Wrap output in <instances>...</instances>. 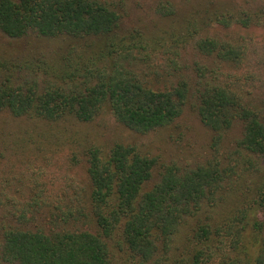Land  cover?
<instances>
[{
  "label": "trees",
  "instance_id": "16d2710c",
  "mask_svg": "<svg viewBox=\"0 0 264 264\" xmlns=\"http://www.w3.org/2000/svg\"><path fill=\"white\" fill-rule=\"evenodd\" d=\"M157 10L173 13L165 5ZM256 14L216 17L244 24ZM122 21L107 0H0L7 37L66 42L54 59L0 54V111L45 122H88L109 111L141 133L176 120L191 88L186 81L155 87L141 80L126 61L145 42L121 37ZM198 46L225 60L241 57L210 38ZM195 95L214 147L239 120V146L264 157L261 110L220 84H204ZM87 152L88 187L66 206L46 194L40 171L28 193L11 183L0 189V264H264V180L253 165L214 158L157 167L155 157L125 143L106 156Z\"/></svg>",
  "mask_w": 264,
  "mask_h": 264
},
{
  "label": "rangeland",
  "instance_id": "374dc122",
  "mask_svg": "<svg viewBox=\"0 0 264 264\" xmlns=\"http://www.w3.org/2000/svg\"><path fill=\"white\" fill-rule=\"evenodd\" d=\"M107 1L123 13L120 36L145 42L126 61L138 68L137 76L155 87L186 81L193 96L189 93L192 97L176 120L146 133L125 127L109 111L88 122L73 118L45 122L0 111V189L11 183L28 193L37 185L35 175L40 171L46 194L60 196L66 206L88 187L87 150L95 148L106 156L116 143L132 144L155 157L157 167H195L214 158L227 164L231 158L253 165L264 180V157L256 158L239 146L242 121H236L214 147L213 131L202 121L195 97L204 84H220L264 114V0ZM160 5L171 7L173 13L158 12ZM243 11L257 14L244 24L217 22V15ZM207 38L237 49L240 59L203 52L198 43ZM65 45L64 40L38 36L12 39L0 31V54L8 59H54ZM235 200V195L229 197L228 206ZM260 215L264 218V210Z\"/></svg>",
  "mask_w": 264,
  "mask_h": 264
}]
</instances>
